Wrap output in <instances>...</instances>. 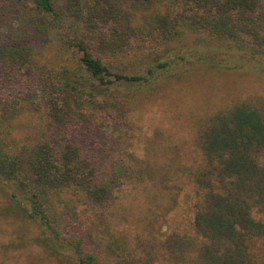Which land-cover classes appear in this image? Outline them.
I'll use <instances>...</instances> for the list:
<instances>
[{
  "label": "trees",
  "instance_id": "16d2710c",
  "mask_svg": "<svg viewBox=\"0 0 264 264\" xmlns=\"http://www.w3.org/2000/svg\"><path fill=\"white\" fill-rule=\"evenodd\" d=\"M187 38L259 66L264 0H0V182L11 211L78 264H264V97L198 115L190 163L139 158L127 144L116 160L88 156L69 137L85 125L131 127L140 87ZM26 116L66 135L54 145L17 133ZM186 177L192 229L160 233Z\"/></svg>",
  "mask_w": 264,
  "mask_h": 264
},
{
  "label": "rangeland",
  "instance_id": "374dc122",
  "mask_svg": "<svg viewBox=\"0 0 264 264\" xmlns=\"http://www.w3.org/2000/svg\"><path fill=\"white\" fill-rule=\"evenodd\" d=\"M174 49L177 54L169 56L170 65L140 87L143 101L130 115L131 127L119 134L122 128L110 122L107 129L85 125L69 133L85 155L116 160L126 156L122 150L127 144V149L134 150L139 158L156 159V155L162 157V154L174 158L176 155L178 161L190 163L197 158L193 140L198 115L248 95L264 97V61H259V66L252 63L235 66L234 60H223L225 55L217 49L196 44L191 38ZM213 56L219 57L218 60L212 61ZM121 89L134 88L123 86ZM16 132L44 137L54 145L66 135L61 128L39 125L29 116L20 118ZM179 186L177 203L168 221H160L157 226L160 233L184 227L188 231L192 229L193 186L187 177ZM7 187L0 182V264H78L70 251L50 248L48 235L38 223L11 211V190ZM84 208L82 205L77 209L83 212L81 229L88 245L95 248L94 225L87 227L89 220L85 219V214L89 212L83 211ZM123 232L127 234L128 227ZM103 262L110 264L104 258Z\"/></svg>",
  "mask_w": 264,
  "mask_h": 264
}]
</instances>
